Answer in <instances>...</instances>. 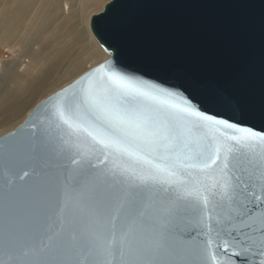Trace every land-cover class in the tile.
I'll return each mask as SVG.
<instances>
[{
  "label": "snow or ice",
  "instance_id": "obj_1",
  "mask_svg": "<svg viewBox=\"0 0 264 264\" xmlns=\"http://www.w3.org/2000/svg\"><path fill=\"white\" fill-rule=\"evenodd\" d=\"M185 92L109 60L38 105L50 222L0 264H264V130Z\"/></svg>",
  "mask_w": 264,
  "mask_h": 264
},
{
  "label": "water",
  "instance_id": "obj_2",
  "mask_svg": "<svg viewBox=\"0 0 264 264\" xmlns=\"http://www.w3.org/2000/svg\"><path fill=\"white\" fill-rule=\"evenodd\" d=\"M90 28L110 55L100 64L111 60L131 74L187 89L201 110L264 130V0H110ZM68 85L0 136V260L19 244L31 245L50 222L47 179L20 161L29 156L33 121L44 126L43 115L35 119L38 105Z\"/></svg>",
  "mask_w": 264,
  "mask_h": 264
},
{
  "label": "bare ground",
  "instance_id": "obj_3",
  "mask_svg": "<svg viewBox=\"0 0 264 264\" xmlns=\"http://www.w3.org/2000/svg\"><path fill=\"white\" fill-rule=\"evenodd\" d=\"M91 1L102 3L0 0V47L8 43L16 48L12 61L0 63V116H6L5 125L50 83L62 78L74 81L110 57L91 31ZM89 63L94 64L88 67Z\"/></svg>",
  "mask_w": 264,
  "mask_h": 264
},
{
  "label": "rangeland",
  "instance_id": "obj_4",
  "mask_svg": "<svg viewBox=\"0 0 264 264\" xmlns=\"http://www.w3.org/2000/svg\"><path fill=\"white\" fill-rule=\"evenodd\" d=\"M101 1V0H100ZM110 0H102V3L100 5H97L98 2L91 1V4L88 9V19H91V17L95 14H98L103 11L104 6L109 2ZM15 49L8 43L0 47V63L3 61H12V59L15 57ZM17 49H21V45L17 47ZM106 52V51H105ZM94 63H89L87 66L90 67ZM0 75H1V66H0ZM72 80L69 78H62L58 79L54 83H50L45 87L46 90L42 91L41 93L34 96L29 104L25 106V108L22 110V112L19 115H16L11 119L9 124H4V118L6 116H0V136L4 134L7 131L13 130L16 128L28 115V113L44 98L49 96L50 94L54 93L55 91L59 90L60 88L66 86L68 83H70ZM51 86V87H50ZM3 86H0V95L2 94ZM8 121V120H7ZM5 121L6 123H8Z\"/></svg>",
  "mask_w": 264,
  "mask_h": 264
}]
</instances>
